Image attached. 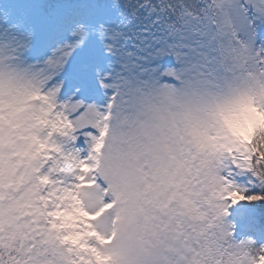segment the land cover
I'll list each match as a JSON object with an SVG mask.
<instances>
[{
    "label": "snow or ice",
    "instance_id": "obj_1",
    "mask_svg": "<svg viewBox=\"0 0 264 264\" xmlns=\"http://www.w3.org/2000/svg\"><path fill=\"white\" fill-rule=\"evenodd\" d=\"M0 264H264V0H0Z\"/></svg>",
    "mask_w": 264,
    "mask_h": 264
}]
</instances>
